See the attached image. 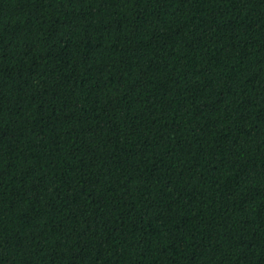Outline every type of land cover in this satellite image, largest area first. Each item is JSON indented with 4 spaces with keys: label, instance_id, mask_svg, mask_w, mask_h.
Returning <instances> with one entry per match:
<instances>
[{
    "label": "trees",
    "instance_id": "16d2710c",
    "mask_svg": "<svg viewBox=\"0 0 264 264\" xmlns=\"http://www.w3.org/2000/svg\"><path fill=\"white\" fill-rule=\"evenodd\" d=\"M0 264H264V0H0Z\"/></svg>",
    "mask_w": 264,
    "mask_h": 264
}]
</instances>
